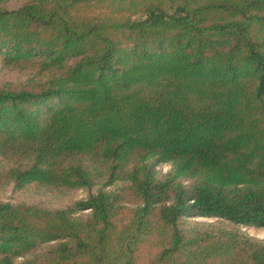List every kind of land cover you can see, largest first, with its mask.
<instances>
[{"label":"trees","instance_id":"obj_1","mask_svg":"<svg viewBox=\"0 0 264 264\" xmlns=\"http://www.w3.org/2000/svg\"><path fill=\"white\" fill-rule=\"evenodd\" d=\"M13 1L0 180L88 194L0 201V264H264V0Z\"/></svg>","mask_w":264,"mask_h":264},{"label":"rangeland","instance_id":"obj_2","mask_svg":"<svg viewBox=\"0 0 264 264\" xmlns=\"http://www.w3.org/2000/svg\"><path fill=\"white\" fill-rule=\"evenodd\" d=\"M22 0H16L10 2L9 6H17L20 4ZM23 79V76L19 75L16 72H8L0 65V82L6 80H14L20 81ZM168 164H159L157 169L160 173H164L169 169ZM120 185L119 182L106 187V189H114L116 186ZM92 191H96L97 187H93ZM88 190L84 188L73 189L68 191H54L47 190L45 187H41L36 185V183H26L22 186H17L15 182L0 180V201H9V202H30V203H38L42 206L46 207H60L69 203L75 199H79L87 196ZM190 219L200 220V221H212L219 223L225 227H233L234 224L217 218H209V217H199L195 216ZM242 231L247 233L250 236L256 238H264V226H238ZM49 244L41 243L39 244L33 252H37L45 249ZM32 251L30 253H32ZM23 257L19 256L15 260L20 261Z\"/></svg>","mask_w":264,"mask_h":264}]
</instances>
